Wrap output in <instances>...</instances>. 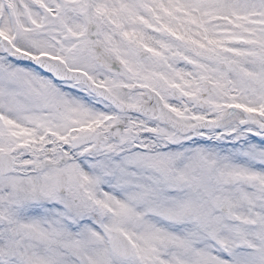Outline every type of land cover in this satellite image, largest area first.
<instances>
[{
  "label": "snow or ice",
  "instance_id": "6c2138e0",
  "mask_svg": "<svg viewBox=\"0 0 264 264\" xmlns=\"http://www.w3.org/2000/svg\"><path fill=\"white\" fill-rule=\"evenodd\" d=\"M0 264H264V0H0Z\"/></svg>",
  "mask_w": 264,
  "mask_h": 264
}]
</instances>
